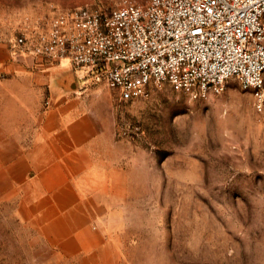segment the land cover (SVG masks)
I'll return each instance as SVG.
<instances>
[{"label": "rangeland", "instance_id": "rangeland-1", "mask_svg": "<svg viewBox=\"0 0 264 264\" xmlns=\"http://www.w3.org/2000/svg\"><path fill=\"white\" fill-rule=\"evenodd\" d=\"M89 1L0 0V40ZM79 83L86 122L107 135L97 156L115 175L106 224L124 264H264V110L249 90L232 78L222 93L193 99L165 84L123 102ZM0 264L84 263L26 224L16 201L0 200Z\"/></svg>", "mask_w": 264, "mask_h": 264}, {"label": "built area", "instance_id": "built-area-1", "mask_svg": "<svg viewBox=\"0 0 264 264\" xmlns=\"http://www.w3.org/2000/svg\"><path fill=\"white\" fill-rule=\"evenodd\" d=\"M26 25L16 52L68 60L79 79L120 101L148 99L165 84L207 98L233 78L264 110V0H92Z\"/></svg>", "mask_w": 264, "mask_h": 264}, {"label": "crops", "instance_id": "crops-1", "mask_svg": "<svg viewBox=\"0 0 264 264\" xmlns=\"http://www.w3.org/2000/svg\"><path fill=\"white\" fill-rule=\"evenodd\" d=\"M13 42L0 40V200L16 201L60 254L124 264L106 224L115 175L97 156L107 135L86 122L79 77L68 60L18 53Z\"/></svg>", "mask_w": 264, "mask_h": 264}]
</instances>
